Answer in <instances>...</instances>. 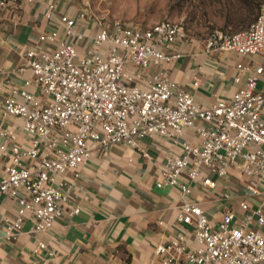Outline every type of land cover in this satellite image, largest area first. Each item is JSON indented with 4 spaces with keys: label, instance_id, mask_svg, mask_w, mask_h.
<instances>
[{
    "label": "built area",
    "instance_id": "obj_1",
    "mask_svg": "<svg viewBox=\"0 0 264 264\" xmlns=\"http://www.w3.org/2000/svg\"><path fill=\"white\" fill-rule=\"evenodd\" d=\"M33 1L0 0V12L10 4ZM54 13L51 5L47 17ZM59 23L60 30L39 37L46 48L25 55L42 98L23 89L19 98L8 97L2 106L5 115L22 121L31 146L22 150L12 132L0 133L5 139L0 156L9 155L0 197L18 205L17 217L3 220L0 245L16 237L27 214L36 232L51 230L64 215L78 214V207L69 210V190L57 177L76 172L93 150L124 144L149 157L141 142L162 136L179 145L181 153L168 158L157 188H180L178 221L194 227L195 245L181 235L157 246L160 264H264V213H258L251 228L253 216L238 227L235 215L227 213L215 228L200 205L188 201L191 188L181 181L186 176L189 182L215 187L202 172L223 177L234 166L250 179L253 192L264 184V96L256 91L262 67L252 71L238 64L237 70L247 76L244 88L203 108L164 69L182 57L183 45L195 40L183 25L169 20L151 26L107 22L90 13L88 0L76 18L62 15ZM205 48L264 60V5L248 28L215 30ZM187 131L199 139L197 145L183 139ZM241 206L248 209L246 203Z\"/></svg>",
    "mask_w": 264,
    "mask_h": 264
},
{
    "label": "crops",
    "instance_id": "obj_2",
    "mask_svg": "<svg viewBox=\"0 0 264 264\" xmlns=\"http://www.w3.org/2000/svg\"><path fill=\"white\" fill-rule=\"evenodd\" d=\"M86 1L34 0L10 4L0 12V133L12 132L16 137L14 143L22 150L31 146V137L19 118L2 112L5 99L19 98L18 93L23 89L42 98L40 90L32 83L33 75L26 66L25 55L32 49L46 48L40 44L39 37L50 30H60L62 15L76 18ZM135 1L139 3L134 10L116 16L119 21L143 26L159 22L153 12L157 0ZM51 5L55 6V13L49 19ZM231 19L233 23L248 25L255 17L236 13ZM225 23L223 19L222 24ZM181 53L179 60L164 66L167 78L189 92L203 108L218 100H229L244 88L247 76L237 70L238 64L252 71L262 67L256 91L264 96L261 56L207 52L205 42L197 40L183 45ZM183 139L193 145L199 143L192 131H187ZM4 142L0 136V146ZM140 149L150 156L143 157L140 151L124 144L113 145L106 151L95 149L76 172L58 176L57 181L65 182L69 190V210L78 207V214L64 215L47 232H36L34 219L27 214L16 237L0 245V264H160L155 254L157 246L181 235L194 246V227L178 221L183 203L180 188H157L163 166L169 157L181 153V147L162 136H153L142 141ZM8 164L9 155H1L0 180L6 177ZM202 177L212 179L215 187L189 182L186 176L181 181L191 188L188 201L200 205L215 228L227 213L235 215L238 227L244 225L247 216L254 218L248 227L256 226L258 213H264V184L256 186L257 191L253 192L250 179L234 166L227 169L226 176L219 177L204 170ZM242 203L248 205L247 210L242 209ZM17 213L14 199L0 197L1 235L5 234L3 220H13ZM40 243L44 247L41 248Z\"/></svg>",
    "mask_w": 264,
    "mask_h": 264
},
{
    "label": "rangeland",
    "instance_id": "obj_3",
    "mask_svg": "<svg viewBox=\"0 0 264 264\" xmlns=\"http://www.w3.org/2000/svg\"><path fill=\"white\" fill-rule=\"evenodd\" d=\"M88 1L91 12L105 18L107 22L121 20L116 16L127 15V12L130 13L139 3L135 0ZM248 1L259 2V0ZM240 7L247 10L244 2L240 0H157L153 12L158 16L157 21L169 20L184 24L190 38L206 42L215 30L226 28V25L222 24L223 19L226 20L229 13L235 15ZM142 11L144 14V10ZM233 27L243 28V26Z\"/></svg>",
    "mask_w": 264,
    "mask_h": 264
},
{
    "label": "trees",
    "instance_id": "obj_4",
    "mask_svg": "<svg viewBox=\"0 0 264 264\" xmlns=\"http://www.w3.org/2000/svg\"><path fill=\"white\" fill-rule=\"evenodd\" d=\"M242 2H244V7L247 9V10H244L242 9V7H240L238 10L242 9V11H238L237 10V14H239L240 16H245L247 18H250L251 16L255 17V19H253V21H251L250 24L248 25H242V24H238V23H233L232 22V19H231V16L233 14H227V17H226V28L224 29H221V30H226V29H230L232 32H236L235 30L237 29L236 27H233V26H243V28L241 29H246L248 28L256 19L257 17L259 16L260 12H261V9L264 5V1L263 0H259V2L257 1H252V2H249L248 0H240ZM245 19V18H244ZM241 20H243V18H241ZM184 29L187 31V28L185 27L184 24H182ZM240 29V28H239Z\"/></svg>",
    "mask_w": 264,
    "mask_h": 264
}]
</instances>
